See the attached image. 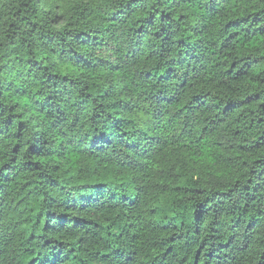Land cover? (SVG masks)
I'll use <instances>...</instances> for the list:
<instances>
[{
  "label": "trees",
  "instance_id": "16d2710c",
  "mask_svg": "<svg viewBox=\"0 0 264 264\" xmlns=\"http://www.w3.org/2000/svg\"><path fill=\"white\" fill-rule=\"evenodd\" d=\"M0 264H264V0H0Z\"/></svg>",
  "mask_w": 264,
  "mask_h": 264
}]
</instances>
